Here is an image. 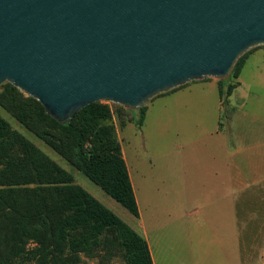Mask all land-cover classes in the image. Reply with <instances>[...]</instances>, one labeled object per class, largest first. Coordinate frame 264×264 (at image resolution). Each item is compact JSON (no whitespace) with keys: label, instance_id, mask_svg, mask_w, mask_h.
I'll return each instance as SVG.
<instances>
[{"label":"water","instance_id":"95a60500","mask_svg":"<svg viewBox=\"0 0 264 264\" xmlns=\"http://www.w3.org/2000/svg\"><path fill=\"white\" fill-rule=\"evenodd\" d=\"M264 46V0H0V85L69 123L105 101L138 111L226 79Z\"/></svg>","mask_w":264,"mask_h":264},{"label":"trees","instance_id":"16d2710c","mask_svg":"<svg viewBox=\"0 0 264 264\" xmlns=\"http://www.w3.org/2000/svg\"><path fill=\"white\" fill-rule=\"evenodd\" d=\"M250 51L226 79L216 80L222 105L239 85L236 78ZM112 106L122 116L124 108L101 101L60 124L44 113L39 102L10 84H2L0 90L1 109L138 218ZM146 108L136 111L137 118L126 110L137 127ZM100 250H119L126 264H152L140 234L0 116V264H78L81 254L92 258Z\"/></svg>","mask_w":264,"mask_h":264},{"label":"crops","instance_id":"0c3cea01","mask_svg":"<svg viewBox=\"0 0 264 264\" xmlns=\"http://www.w3.org/2000/svg\"><path fill=\"white\" fill-rule=\"evenodd\" d=\"M262 55L264 46L250 51L236 78L239 85L227 100L245 86L241 77L245 69L253 67L249 61ZM252 84V88L259 93L253 96L251 123L245 122L249 113L236 109L230 112L231 115L229 113V119L237 122L232 125L236 127V133L231 141L229 126L225 128L220 123L213 131L202 135L199 139H210L206 141L208 146L204 150L205 154L190 159L191 170L183 173L181 179L183 182L188 181L191 186L183 188L177 185L175 177L170 188L160 186L163 180L151 185L149 178L143 176L141 188L134 185L130 169L132 162L127 161L123 152L113 116L138 209L136 232L146 241L152 264H262L264 252L260 249V236L264 228V74L253 76ZM213 87L218 92L214 79L194 81L159 97H174L175 100L183 96L206 99L207 93L203 91ZM218 105L223 106L219 95ZM146 113L147 108L141 126L136 128L142 127ZM240 116L244 122L239 121ZM122 122L124 125L121 127L132 123ZM133 166L135 168L134 163ZM138 189L141 190V200L138 199ZM246 205L254 211L247 219ZM247 212L251 213L249 210ZM191 215H198V226L194 231L203 240L198 239L196 245L188 242V246L183 239L186 235L190 236L193 230L190 226H183ZM170 224L174 226L171 230L168 229ZM246 226H251L247 233Z\"/></svg>","mask_w":264,"mask_h":264},{"label":"rangeland","instance_id":"374dc122","mask_svg":"<svg viewBox=\"0 0 264 264\" xmlns=\"http://www.w3.org/2000/svg\"><path fill=\"white\" fill-rule=\"evenodd\" d=\"M249 63H253V67L245 69L241 77L245 82V86L236 91L235 94L220 107L218 105V92L216 87H213V89L206 88L203 91L207 93L206 99L188 96H183L176 100L174 97H156L146 105L147 113L142 127L136 128L133 122L126 123L124 127H121L120 122L122 120L124 122L130 121V113H126L127 109H125L122 116L116 115L118 107L112 106L115 119L114 122L118 129V138L127 161L132 162V165L130 164V169L136 187L141 188L142 176L149 178L151 185L163 180L160 186L164 188L173 186L174 177L178 186L182 188L183 186H191L188 181L183 182L181 176L185 172H190V159L196 158L199 154H205L204 150H206L208 146L206 141L210 139L199 138L213 131L217 124L220 123L225 128L229 126L230 133L232 132L229 136V140L231 141L233 135L236 133V127H232V125H235L237 122L229 118L232 111L236 109H241L240 112L244 111L249 113L250 115L245 122L251 123L254 107L253 96L259 93L258 90L252 88V78L255 75L264 74V55L257 56L256 59L252 58ZM254 63L256 65H254ZM131 114L134 118L138 117L136 111H131ZM0 116L9 123L12 129L21 133L44 154L69 172L75 184L82 187L133 230L136 231L138 229L137 221L124 208L117 204L83 174L71 167L65 160L53 152L47 145L36 138L30 131L25 129L1 108ZM239 121L244 122L242 116H240ZM174 173L176 175H174ZM137 195L138 199L141 200L140 189H138ZM247 202L246 200V203ZM250 209L252 208L246 205V219L254 212ZM248 210L251 211V213H248ZM197 216L198 215H191L189 220L184 222L183 228L190 226L193 230L190 236L186 235L183 239L188 246L190 245L188 242L195 244L198 239L202 238L203 240V237L196 235L195 233L197 232L194 231L198 226ZM170 225L168 229L171 230L174 226L172 224ZM245 228L247 233V230L251 229V226H246ZM260 241V249L264 252V228H262ZM31 246L32 244L29 245V247ZM201 246L203 251L204 241L201 243ZM261 262L262 264L264 263V253H262ZM78 264H126V261L119 250H114L113 253L112 250L110 252L100 250L92 258L81 254Z\"/></svg>","mask_w":264,"mask_h":264}]
</instances>
